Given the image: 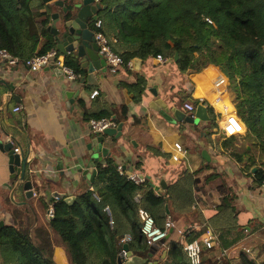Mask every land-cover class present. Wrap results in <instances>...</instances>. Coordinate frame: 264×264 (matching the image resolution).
Instances as JSON below:
<instances>
[{
  "label": "crops",
  "instance_id": "crops-1",
  "mask_svg": "<svg viewBox=\"0 0 264 264\" xmlns=\"http://www.w3.org/2000/svg\"><path fill=\"white\" fill-rule=\"evenodd\" d=\"M52 11L61 13L56 6ZM61 20L60 14L57 25ZM109 36L114 43L115 35ZM42 44L41 39L37 49ZM60 55L64 60L65 55ZM67 55L73 57L80 67L74 52ZM162 56L164 62L156 56L147 59L134 57L129 60L130 65L121 66L115 73L108 70L106 63L101 66L96 60V69L90 73L82 70L76 80H68L62 73H56L55 67L32 72L22 62L10 66L0 60V141L4 145L12 143L13 151L18 148L21 155L28 156L24 179L32 181L33 189V196L26 198L22 182L9 172V153L1 146L0 225L15 223L14 212L18 209L22 211L23 220L31 222L29 230L33 231L50 218L48 208L58 199L55 193L76 198L84 190L92 189L96 174L90 183L91 172L86 176L82 173L89 158L87 143L91 138L90 119L93 118L89 114L112 104L121 113L124 106L126 118L119 122L114 120L116 126L122 124L119 136L105 135L102 146L108 147L110 153L103 157L104 162L112 158L125 172L141 173L157 192L177 182L183 173H190L191 205L180 210L182 213L174 218L167 206L166 213L178 227L194 226V232L202 231L201 235L207 227L216 233L214 246L203 249L202 261L240 264L241 253L257 262L264 260V184L254 186L251 176L260 165L259 153L251 145H246L256 162L246 170L243 164L248 163V155L243 157L242 163L231 156L222 145L226 137L222 138L216 129H207L209 120L198 124L170 122L159 113V108L165 107L170 114L177 108L187 115H194L196 108L191 113L183 108V103L187 99L195 101L210 76L219 69L209 64L199 71L181 72L170 56ZM139 75L145 82L141 84V97L136 101L134 88L129 85L136 82ZM189 82L193 84V91L188 89ZM94 90L97 94L91 96ZM183 92L188 95L184 100L181 99ZM226 100L234 108L229 89ZM15 106H21V109L14 111ZM222 115L219 111L216 123ZM242 135H235V140ZM175 142L181 143L188 151L186 157L176 161L171 158ZM234 146L239 148L240 145L235 141ZM203 149L207 150L209 159L202 156ZM161 180L165 187L159 185ZM227 192L235 195L237 227L215 231L209 219ZM137 197L139 194L135 199ZM199 235L195 238L200 239ZM164 243L166 240L161 242ZM54 251L55 264H70L61 242H57ZM166 254L165 249L161 259ZM161 262L146 259L144 264ZM0 264H5L1 247Z\"/></svg>",
  "mask_w": 264,
  "mask_h": 264
},
{
  "label": "trees",
  "instance_id": "trees-1",
  "mask_svg": "<svg viewBox=\"0 0 264 264\" xmlns=\"http://www.w3.org/2000/svg\"><path fill=\"white\" fill-rule=\"evenodd\" d=\"M53 2L41 0H0V48L26 60L34 54L55 47L51 21ZM68 11L73 0H64ZM101 25L91 26L101 31L111 48L124 62L137 57L147 59L167 54L181 72L199 71L213 64L228 78V89L238 117L245 125V136L253 139L263 156L251 173L254 186L264 180V0H98ZM21 8L18 9L17 6ZM50 5V7L48 6ZM101 10V11H100ZM208 17L212 22L207 21ZM110 34L115 35L114 43ZM42 46L37 49L40 40ZM171 40L172 46L167 42ZM64 63L82 73L78 62L70 55ZM125 66V65H124ZM126 67V66H125ZM145 82L138 76L129 85L134 88V100H139ZM183 92L182 100L187 98ZM107 104L89 115L95 119L113 116L117 122L126 118V108ZM207 129L216 128V114L208 108ZM234 136L226 137L222 145L239 162L248 155L243 168L249 170L255 158L244 147L234 146ZM143 170L142 168H139ZM125 170V169H124ZM191 175L183 173L172 185L157 192L148 178L137 184L120 175L112 158L97 166L92 189L84 190L73 201L55 199L53 213L44 225L29 230L31 222L23 220L21 210L14 212L15 223L0 225V247L5 264H55L54 248L61 242L70 264H118L117 257L124 248L121 238L129 233L128 250L147 260L161 264H192L185 255L176 232L166 243L148 245L140 232L138 209L144 207L162 226L167 215H180L193 201ZM139 194L138 200L135 199ZM235 195L227 192L220 199L209 223L213 230L237 227ZM108 206L113 224L105 211ZM205 231V230H204ZM195 233V232H194ZM193 234L188 240L201 235ZM167 254L161 259L163 250ZM199 264H211L201 261ZM240 264H264L240 254Z\"/></svg>",
  "mask_w": 264,
  "mask_h": 264
},
{
  "label": "built area",
  "instance_id": "built-area-1",
  "mask_svg": "<svg viewBox=\"0 0 264 264\" xmlns=\"http://www.w3.org/2000/svg\"><path fill=\"white\" fill-rule=\"evenodd\" d=\"M205 19L212 22L208 17ZM100 25L101 21L96 19L95 26L99 27ZM94 37L99 46V53L105 60L107 68L110 72L115 73L121 66L130 65V61L124 62L122 56L111 48L108 38L101 31L95 30ZM113 41H115V39H113ZM167 42L172 46L173 42L171 40H168ZM156 58L162 62L165 61L161 54H157ZM0 60L5 61L10 66H14L17 63L22 62L32 72L44 67H56L60 69L63 76L68 80H76L80 76L79 73L75 72L70 66L64 63L63 57L55 47L50 48L44 53L34 54L26 60L14 57L5 48H0ZM188 89L193 91L194 87L192 82H189ZM227 93L228 78L223 72L216 70L214 74L210 76L205 87L196 97L197 99L195 101L187 99L183 103V108L192 113L195 110L196 103H200L207 109L212 108L216 116L220 111V114L223 115L218 118L217 133L221 134L222 138L242 134L245 131V125L238 117L235 108H231V106L228 105V101L226 100ZM96 94L97 90H94L91 93V96ZM20 109L21 106H15L13 108L14 111H19ZM191 115L193 116V113ZM110 126H116L114 119L111 117L90 119L91 133L93 134H102L103 130ZM173 148L174 153L171 155V158L174 161L181 159V157H186L188 154L187 149L179 142H175ZM13 154L20 155L18 148L14 149ZM117 169L120 175L125 174L126 178L132 180L134 183L139 184L145 179L144 175L141 173L135 171L125 172L121 166H118ZM262 184H264V180L262 181ZM138 198L139 197L136 199L138 200ZM105 211L108 213L109 223L112 225L113 219L108 206L105 207ZM52 213L53 207L51 206L48 208V216H51ZM138 216L141 220L140 232L144 236L148 245L159 244V242L169 235V231L171 229L176 232V235L182 244V249L192 264H199L202 261L203 249H211L214 246V242L217 240L216 233L207 227L200 239L193 238L188 240V238L193 235L195 227H178L169 214L166 215L162 226L156 224L154 217L144 207H140L138 209ZM130 240V234H125L121 238V242L123 243H127ZM244 250L246 252H250L249 248H245ZM126 253L127 251L123 248L119 254L121 257H126Z\"/></svg>",
  "mask_w": 264,
  "mask_h": 264
},
{
  "label": "water",
  "instance_id": "water-1",
  "mask_svg": "<svg viewBox=\"0 0 264 264\" xmlns=\"http://www.w3.org/2000/svg\"><path fill=\"white\" fill-rule=\"evenodd\" d=\"M43 3L53 2V4L61 10L52 11L50 14L51 22L47 25V29L52 33L55 41V48L62 53L67 55L68 53L74 52L79 58L80 67L85 72H93L96 69V60H99L101 66L104 65V59L101 54L98 53L99 46L95 40L94 33L95 30L92 28L91 24L95 21L98 16V11L100 6L98 0H73L72 9L68 17H61V22L57 25L60 20V14H64L68 11L64 0H41ZM178 57L177 53L174 54V60ZM137 60V59H135ZM105 68H102L104 71ZM56 73H61L59 68L55 67ZM69 91L67 94L69 95ZM159 113L170 122L182 121L190 124H198L200 121L209 120V115L207 114V108L198 103L196 105V110L193 116L186 114L181 109H174L173 114L169 113L168 108L160 107ZM122 124L116 127L110 126L103 130L102 134L91 133L90 141L87 143V148L89 151V158L85 168L82 170L84 176L91 172L90 183L92 182L95 174L96 167L99 163H104L103 157L109 155L110 151L108 147H103L102 142L105 135H115L116 137L121 134ZM9 153L8 169L13 176H17L19 181L22 182V188L26 198L33 196L32 181L30 179H24L26 174L27 165V155H15L13 154L12 143L8 142L3 144L0 141V147ZM202 156L205 159H209V154L206 149L201 151ZM255 170V167L254 169ZM12 177V175H11ZM164 181L161 180L159 185L165 187ZM158 186H156V189ZM57 198H64L65 201L71 202L75 198L74 196H66L63 193H55ZM166 212H168L166 207ZM172 232L170 229L169 233ZM168 237V236H167ZM164 240H162L163 242ZM124 248L127 250L126 258L117 257L118 264H144L146 258H142L138 255H132V252L128 250L126 243ZM151 264V263H147Z\"/></svg>",
  "mask_w": 264,
  "mask_h": 264
},
{
  "label": "rangeland",
  "instance_id": "rangeland-1",
  "mask_svg": "<svg viewBox=\"0 0 264 264\" xmlns=\"http://www.w3.org/2000/svg\"><path fill=\"white\" fill-rule=\"evenodd\" d=\"M53 4V3H52ZM49 7H50V5H48ZM53 9H54V7H53ZM52 9V7H51V10H53ZM101 11V10H100ZM228 84H229V81H228ZM235 108V107H234ZM217 124V123H216ZM217 127V126H216ZM246 129V128H245ZM245 134V131L243 132V137H239L238 139H236L235 141L236 142H238L239 143V150H243L244 149V147H246V145H251L252 146V148H253V150H255V151H257L258 153H259V159H258V161H260V157H262L263 156V153H261V150L257 147H255L254 146V144L252 143L253 142V139L252 138H250V137H247V136H245L244 135ZM234 141V142H235ZM258 149V150H257Z\"/></svg>",
  "mask_w": 264,
  "mask_h": 264
},
{
  "label": "clouds",
  "instance_id": "clouds-1",
  "mask_svg": "<svg viewBox=\"0 0 264 264\" xmlns=\"http://www.w3.org/2000/svg\"><path fill=\"white\" fill-rule=\"evenodd\" d=\"M94 25H95V21H94ZM196 104H198V103H196ZM196 108V107H195ZM208 110V109H207ZM191 115V114H190ZM192 116V115H191ZM214 129H216L217 130V127L216 128H214ZM246 130V129H245ZM232 136H235V135H232ZM229 137V136H228ZM52 216V215H51ZM50 216V217H51ZM171 233V232H170ZM169 233V234H170ZM126 234H129V233H126ZM164 240V239H163ZM162 242V241H161ZM125 249V248H124ZM126 250V249H125ZM127 251V250H126ZM119 256H120V254H119ZM121 257V256H120ZM121 258H126V257H121Z\"/></svg>",
  "mask_w": 264,
  "mask_h": 264
}]
</instances>
